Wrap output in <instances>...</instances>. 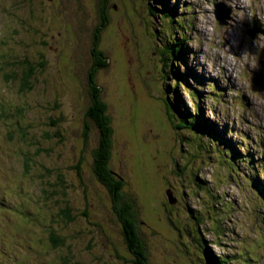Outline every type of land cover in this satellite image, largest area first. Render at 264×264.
<instances>
[{
  "label": "rangeland",
  "instance_id": "1",
  "mask_svg": "<svg viewBox=\"0 0 264 264\" xmlns=\"http://www.w3.org/2000/svg\"><path fill=\"white\" fill-rule=\"evenodd\" d=\"M220 2L235 10L231 25L240 24L217 23L214 4ZM256 8L264 10V2L0 0V264H133L112 196L93 171L99 133L86 111L96 41L107 65L96 67V78L114 130L110 168L124 177L129 200H136L135 221L150 262L206 264L203 237L231 264H264V131L253 133L248 113L259 100L251 104L245 96L237 107L236 88L219 71L220 64L232 63L250 77L264 68V37L249 43L246 36L245 22ZM170 44L190 51H184L185 63L203 75L202 83L167 53ZM243 48H250L244 56ZM231 53L239 60L223 58ZM27 67L35 73L29 89H22ZM169 84L180 86L191 115L199 109L228 132L233 155L220 140L176 127L181 120L173 111L171 119L161 101ZM56 119L58 138L50 125ZM140 168L151 169L152 183L145 184L151 188H144ZM55 179L62 190L58 208L68 204L74 218L67 231L74 243L68 239L69 247L45 249L34 260L26 249L45 248L40 239L58 212L55 197L44 193ZM167 193L178 203L171 205ZM29 201L41 207L39 223L48 227L25 224L35 213Z\"/></svg>",
  "mask_w": 264,
  "mask_h": 264
},
{
  "label": "trees",
  "instance_id": "2",
  "mask_svg": "<svg viewBox=\"0 0 264 264\" xmlns=\"http://www.w3.org/2000/svg\"><path fill=\"white\" fill-rule=\"evenodd\" d=\"M162 10V9H161ZM165 10V9H163ZM166 11V10H165ZM170 11V10H168ZM161 11H156L153 9V16L157 17L158 15L161 16ZM166 15V14H165ZM168 17L170 22L172 21L170 15H166ZM96 48L98 49L99 41L95 42ZM95 49L94 54L97 58H102V60L98 59L95 64V66L90 70L89 73V81H90V90H89V97L91 98L90 105L88 106V109L86 111V121L87 118H91L93 122L96 124L98 129V142L97 146L93 151V171L94 174L97 176V181L106 189V191L109 193L110 196H112V201L115 207V212H117L118 218L120 220V223L123 226V233L126 237V243L128 246L126 248L128 251L132 252L134 255V261L133 264H152L149 260V256L147 253V246L143 239V236L141 235L138 225L135 221L136 218V200L130 201L131 198L128 192L127 187L128 184L125 182L124 177L118 176L115 172H113L110 168V164L112 161V149L114 147L113 145V137H114V130L112 126V119L110 114L108 113V106L107 104L102 100V88L97 83V74L98 69L97 66H100L101 68L106 65V62H104L103 56L104 53L102 51H99ZM179 51V50H178ZM179 52H184L183 48H180ZM173 54L176 56L178 53L173 52ZM46 64V62H44ZM103 65V66H102ZM44 66V65H43ZM180 66V64H179ZM177 67V66H176ZM179 69L178 67L176 70ZM35 73L34 69L31 67L26 68V72L24 71V78L22 83V89H24L27 85L30 84L31 76ZM176 74V73H175ZM174 76V70L171 71L170 76ZM187 80V79H186ZM170 85V88L168 86ZM163 89V102H165V107L167 108V111L169 112V117L172 119L173 114L175 115V118H178L181 120L180 124H176L177 128H184V129H194L196 131L201 132L203 135H210L209 137L215 138L221 140L220 142H225L220 134H216L217 132L214 131L212 124L205 121L202 116V111L199 109L196 110V116H193L190 114L188 110L185 109L184 103H182L181 98L182 94L180 93V86H176V84H169ZM29 89V87H26ZM183 108V109H182ZM173 111V114H172ZM60 120L56 119L55 121L51 122V128L53 131L55 128L58 127L60 124ZM86 130L89 131V124H86ZM56 138L60 137L59 133L55 130L54 134ZM52 136V135H50ZM214 136V137H213ZM62 138V136H61ZM60 141V139H59ZM230 150V149H229ZM150 162H152L150 160ZM141 176L143 177V186L144 188H151V185L145 186L147 181L151 184V180L149 179V175L151 173V169L149 171L143 170V168H140ZM163 174V173H162ZM140 176V177H141ZM136 177V175H135ZM197 178V177H196ZM46 191L44 192L46 194V197H55V205L58 210V212H55L51 215V223H39V220L42 216V209L36 208L33 209L31 206L32 202H35V197L32 196V202L29 201L28 208L35 212L30 215V219L25 222V224L28 225H38L41 227H48L49 226V234L47 236L44 235V237H41L40 241L41 244L44 243V249L38 250L34 245L30 247V249H26L28 251H25L26 256L30 257L31 259L36 260L37 257H39V254H44L45 256V249L46 250H54L57 251L64 247H69V244L67 243V240L71 239V237L67 234L68 225L74 219L73 217H70L69 210L67 209L68 204H66L64 207L58 208V204H60L58 200L59 192L62 191L59 188V185L57 184V179L55 181L47 183ZM152 192V191H151ZM152 197V196H151ZM41 198V197H40ZM39 198V199H40ZM177 199V198H176ZM42 200H44V204H46L45 198L42 196ZM151 201H156L155 199H150ZM178 201V199H177ZM135 203V205H134ZM44 208V207H42ZM52 208V207H51ZM66 208V209H64ZM162 209H164V206H162ZM167 209V208H166ZM156 211V210H155ZM165 211V209H164ZM50 212H54L52 209ZM158 212V210L156 211ZM48 223V224H47ZM72 223V222H71ZM39 228V229H40ZM75 236L77 234H74ZM68 236V237H67ZM74 238V237H73ZM202 238L200 243L201 246L206 254V264H231L230 261L220 259L219 257H215V255L208 249L206 241ZM74 242L72 241V244ZM94 245V241H91L86 246V249H91V247ZM59 254V253H58ZM67 263L66 260H64V263ZM35 263V262H34Z\"/></svg>",
  "mask_w": 264,
  "mask_h": 264
},
{
  "label": "water",
  "instance_id": "3",
  "mask_svg": "<svg viewBox=\"0 0 264 264\" xmlns=\"http://www.w3.org/2000/svg\"><path fill=\"white\" fill-rule=\"evenodd\" d=\"M216 14H217V18L220 22L221 25H227L228 22L227 20L230 19V10L228 11L227 9L225 8H220L218 7L217 11H216ZM168 196H169V202L171 205H174L176 204L177 200L175 198H173V196L171 195V193H167Z\"/></svg>",
  "mask_w": 264,
  "mask_h": 264
},
{
  "label": "clouds",
  "instance_id": "4",
  "mask_svg": "<svg viewBox=\"0 0 264 264\" xmlns=\"http://www.w3.org/2000/svg\"><path fill=\"white\" fill-rule=\"evenodd\" d=\"M168 51V50H167ZM175 55L173 54V52H172V57H174ZM177 56V58L179 59V64H183L186 68H187V71L191 68V67H189L188 66V64L186 65V63H185V57L183 58V57H181V56H179V55H176ZM175 56V57H176ZM98 59H100V60H102V58L100 57V58H98ZM95 66V65H94ZM163 98V97H162ZM161 101L163 102V100L161 99Z\"/></svg>",
  "mask_w": 264,
  "mask_h": 264
},
{
  "label": "bare ground",
  "instance_id": "5",
  "mask_svg": "<svg viewBox=\"0 0 264 264\" xmlns=\"http://www.w3.org/2000/svg\"><path fill=\"white\" fill-rule=\"evenodd\" d=\"M240 7V6H239ZM183 36V35H182ZM28 111V110H27ZM223 145H226V146H229V143H227V142H224V143H222ZM264 190V189H263ZM37 198V197H36Z\"/></svg>",
  "mask_w": 264,
  "mask_h": 264
}]
</instances>
